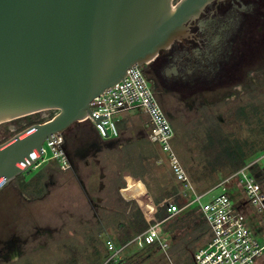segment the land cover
Returning a JSON list of instances; mask_svg holds the SVG:
<instances>
[{
    "label": "rangeland",
    "instance_id": "1",
    "mask_svg": "<svg viewBox=\"0 0 264 264\" xmlns=\"http://www.w3.org/2000/svg\"><path fill=\"white\" fill-rule=\"evenodd\" d=\"M261 90L246 88L244 91L232 90L231 93L208 92L201 94L195 102L192 98L197 96L193 91L154 95L169 118L172 149L196 193L210 190L230 175L225 173L228 164L224 158H220L222 163L214 160V153L220 149L206 146V135L211 133L207 132L208 128L228 138L230 147H225V150L234 148L240 151L238 155L243 156L247 163L258 156L256 161L264 166V90ZM253 106L256 115L252 112ZM238 107L246 110L247 116L238 118ZM54 115V111H44L1 124L0 145L27 127L29 119L43 123ZM119 117L122 121L117 142L97 138L93 129V139L83 149L80 145L86 141L80 139L81 134L77 132L79 140H67L68 149H81L78 157L72 159L69 169L63 170L49 161L51 153L47 149L38 164L0 190V264H103L107 258L104 242L114 237L115 222L123 219L134 204L143 212V217L149 216L154 207L150 193L159 194L158 182H164L168 188L179 186L167 165L166 154L147 140V115L142 111H130ZM80 126V131H85L88 125ZM138 141L144 143L154 157L141 158L140 152L135 150L128 154L131 163H127L123 153ZM97 150L100 152L96 154ZM140 161L145 165L142 168ZM41 168H44V179L40 192L30 190L29 186L24 189V183L28 184ZM141 173L144 174L143 179L139 178ZM124 174L133 178L139 176L137 178L147 193L143 194L145 190L140 183L136 198L129 202L123 200L119 189L127 185ZM127 182L131 185L135 180L127 177ZM145 183L151 185L152 192L148 191ZM239 188L231 191L239 193ZM217 193V189L209 192L204 201ZM249 217L252 219L253 215ZM170 224L171 221L166 225ZM261 231L256 228L254 236ZM182 232L189 247L195 250L207 240V235L198 238L189 235V229ZM171 248L165 253L159 250L162 254L158 253V263L147 264H192V257L185 258L181 254L177 257ZM136 249L131 246L129 253L123 252L122 258L130 256Z\"/></svg>",
    "mask_w": 264,
    "mask_h": 264
},
{
    "label": "water",
    "instance_id": "2",
    "mask_svg": "<svg viewBox=\"0 0 264 264\" xmlns=\"http://www.w3.org/2000/svg\"><path fill=\"white\" fill-rule=\"evenodd\" d=\"M210 1L0 0V125L55 112L0 145V190L37 164L46 138L85 117L107 136L97 122L106 116L91 114V106L103 102H90L121 80L135 100L123 80L126 71L185 37V23ZM124 175L123 200L133 201L140 183L147 193L139 178ZM127 177L135 182L129 185Z\"/></svg>",
    "mask_w": 264,
    "mask_h": 264
},
{
    "label": "built area",
    "instance_id": "3",
    "mask_svg": "<svg viewBox=\"0 0 264 264\" xmlns=\"http://www.w3.org/2000/svg\"><path fill=\"white\" fill-rule=\"evenodd\" d=\"M141 67L142 65L134 64L131 67L133 72L129 68L123 78L135 100H132L121 80L115 86L105 89L101 95L90 102V104L103 102V106H91V114L106 116L97 122L102 124L107 136H104L91 116L85 117L81 123L89 122L100 139L115 141L120 137L119 123L122 120L119 116L130 111L144 112L148 117L147 140L153 145H158L161 152L166 154L170 172L181 186L178 195L185 200V204L179 207L168 199L164 200L162 205L166 202L168 204L166 208L168 215L164 220L156 219L154 206V211L149 216L144 215L149 226L120 247H116L111 239H107L104 242L107 258L103 264H117L129 246L141 249L147 245H156L158 250L165 253L169 249V241L163 234V223L191 206L197 207V211L208 227L207 240L193 253L192 264H264V191L249 172L252 163L228 175L210 190L196 193L172 149L173 134L170 122L157 104L155 94L148 86ZM147 99L167 134L164 133ZM50 138H46L42 144L43 156L49 149L51 155L48 160L56 161L59 168L63 170L69 169L70 162L64 150L63 135H52ZM237 187H240L241 193L231 191ZM215 189L218 193L204 201L209 192ZM251 214L252 219L249 217ZM256 228L262 231L254 236Z\"/></svg>",
    "mask_w": 264,
    "mask_h": 264
},
{
    "label": "flooded vegetation",
    "instance_id": "4",
    "mask_svg": "<svg viewBox=\"0 0 264 264\" xmlns=\"http://www.w3.org/2000/svg\"><path fill=\"white\" fill-rule=\"evenodd\" d=\"M185 27L141 67L155 95L193 91L195 102L208 92L264 90V0H212Z\"/></svg>",
    "mask_w": 264,
    "mask_h": 264
},
{
    "label": "trees",
    "instance_id": "5",
    "mask_svg": "<svg viewBox=\"0 0 264 264\" xmlns=\"http://www.w3.org/2000/svg\"><path fill=\"white\" fill-rule=\"evenodd\" d=\"M252 112L254 115H256V108L253 106ZM167 116V115H166ZM236 116L242 117V116H247L246 110L244 111L242 107H238L236 111ZM169 119V118H168ZM171 121V120H170ZM172 122V121H171ZM80 124V123H79ZM81 124L88 125L87 129L85 131L81 130L80 126ZM80 125L78 124H73L64 134V140H65V145L64 149L65 152L70 160V163L72 162V159L77 158L78 155L80 154L81 149L76 148V149H68L67 147V140L72 141V139L77 138L79 140L78 133L80 135V139H83L86 141L83 145L81 144L80 146L84 149L86 146L88 147V141H92L93 139V134L94 131L92 128V125L89 122L81 123ZM176 132V130H175ZM206 135V146H217L220 150L216 154L214 153V160H216L217 163H222L220 158H224L225 162L228 164V168L225 170L226 174H231L238 169L250 164L249 172L250 174L255 178V180L264 188V166H260L258 162L256 161L258 156H255L254 159L250 160L248 163L246 162L245 158L243 156L238 155L240 151L233 149L230 150H225V147L229 148L230 145H227L228 143V138L226 137H221L216 130H209L207 129ZM96 136V134H95ZM72 137V138H71ZM99 138L98 136H96ZM175 137V134H174ZM70 138V139H69ZM100 139V138H99ZM104 141V140H103ZM113 142V141H112ZM115 142H117L115 140ZM173 147V145H172ZM71 148V147H70ZM138 150L141 154L140 157H154V153H149L148 148L145 147L144 143H140L138 141L134 146H129V148H126V151L123 153V158L127 163H131L128 158V154L132 153ZM79 151V152H78ZM78 152V153H77ZM100 150L96 151V154L99 153ZM146 152V153H145ZM145 153V154H144ZM241 153V152H240ZM218 160V161H217ZM50 161V160H49ZM53 164L58 166L59 164L52 160ZM141 165V168L145 165H143L142 161L138 162ZM59 167V166H58ZM193 168V167H192ZM191 168V169H192ZM185 169H187L185 167ZM44 168H41L38 173H36L34 176H32L31 180H29L28 184L26 182L24 183V189H27V187L30 190L38 191L40 192L41 184L44 179V174L43 171ZM141 177L139 176H134L135 178L139 177L142 178L144 177V174H140ZM148 191L152 192V187L149 183H145ZM158 185V191L159 194H156L154 192L150 193V197L152 198V203L155 206V217L157 220H164L167 217V202L162 205V202L166 199H171V202L176 204L177 206L181 207L185 204V200L182 199L178 193L180 190V185L177 187H172L168 188L166 184L163 183H157ZM154 211V207L153 210ZM171 221V224L167 226L166 224ZM116 231L114 233V237L112 238V241L114 242L116 247H120L124 244H126L128 241L131 240L133 236L136 234H139L140 232L144 231L148 226L149 223L145 221L142 212L140 209L137 207L136 204L133 205V208H131L130 212H128L123 219H118L116 222ZM189 229V235H196V238L200 236H206L208 235V227L204 220L202 219L201 214L197 211L196 206H191L185 211L181 212L180 214H177L168 220H166L163 225H162V231L164 236L168 239L169 241V249L171 248L172 252L174 255L178 257V255H184L185 258H191L193 253L195 252V248L189 247V244L184 240L182 236V230ZM182 236V238H180ZM129 248L131 246L127 247L124 252L129 253ZM159 252L158 248L156 245H147L144 246L141 249H136L134 253H132L130 256H124L117 264H147V263H158L160 260V256L158 255ZM162 254V253H161ZM185 262V259L183 260Z\"/></svg>",
    "mask_w": 264,
    "mask_h": 264
},
{
    "label": "crops",
    "instance_id": "6",
    "mask_svg": "<svg viewBox=\"0 0 264 264\" xmlns=\"http://www.w3.org/2000/svg\"><path fill=\"white\" fill-rule=\"evenodd\" d=\"M68 160H69V158H68ZM70 162V161H69ZM70 165H71V163H70Z\"/></svg>",
    "mask_w": 264,
    "mask_h": 264
}]
</instances>
